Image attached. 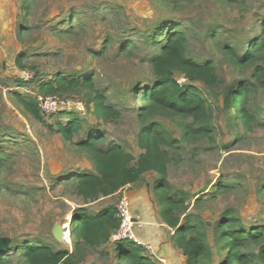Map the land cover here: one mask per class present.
Masks as SVG:
<instances>
[{
  "label": "rangeland",
  "instance_id": "1",
  "mask_svg": "<svg viewBox=\"0 0 264 264\" xmlns=\"http://www.w3.org/2000/svg\"><path fill=\"white\" fill-rule=\"evenodd\" d=\"M263 23L264 0H0V254L5 264H26L27 244L72 254L75 212L116 209L120 199L119 191L94 202L78 194V176L97 172L92 154L79 144L97 133L102 146L119 145L137 161L145 153L140 135L153 124L173 140L162 145L169 192L185 200L179 210L182 223L197 224L205 235V264H218L227 255L219 239L227 219L236 230L264 231V126H246L224 104L239 83L250 82L248 110L264 117V75L258 71L264 68V53L249 65L235 66L228 51L246 55L262 37ZM174 31L186 35L189 58L216 66V86L194 83L211 111L205 135H186L194 119L147 110L142 102L143 92L156 82L150 60ZM59 76L81 82L91 78L93 92L82 84L43 93L41 85ZM175 77L188 83L180 73ZM96 93L120 112L118 119L105 121L88 105L89 95ZM47 96L60 99L59 113L39 109L34 115L19 99L39 104ZM73 118L80 129L70 139L58 124L68 126ZM162 178L149 172L124 188L131 196L146 191L155 208L148 223L159 232L142 222L136 236L155 264H187L175 244L176 230L160 215L155 185ZM59 227L65 229L66 242L55 236ZM115 246L109 241L86 247L75 264H118ZM263 250V243H250L243 254L249 264H264Z\"/></svg>",
  "mask_w": 264,
  "mask_h": 264
},
{
  "label": "trees",
  "instance_id": "2",
  "mask_svg": "<svg viewBox=\"0 0 264 264\" xmlns=\"http://www.w3.org/2000/svg\"><path fill=\"white\" fill-rule=\"evenodd\" d=\"M263 35L253 42L246 55L241 56L236 50L229 48V54L235 66L249 65L254 57L264 53V23ZM159 34L155 35L156 39ZM186 35L181 31H174L165 39L159 52L150 60L151 67L156 76V82L148 87L142 96V102L147 110H169L176 115L194 119V125L186 128V135H205L210 132V107L208 100L202 95L200 89L194 84L202 82L206 86L214 87L218 84V74L213 62L199 63L186 54ZM260 77L264 75V68H259ZM182 74L188 83L182 84L175 74ZM86 84L93 92L92 79L84 82L68 80L62 76L53 82L42 84L41 90L46 94H55L67 86ZM253 86L250 82H241L232 89L224 99L228 112L236 113L242 117L246 126L256 124L264 126V117L253 115L248 110ZM26 110L39 115V106L33 99L19 98ZM106 99L100 93L90 94L88 105L95 107L94 112L105 121L116 120L120 112L107 106ZM195 124L198 129H195ZM59 131L72 138L80 129V122L73 118L68 126L58 124ZM140 145L145 151L137 161L119 145L108 147L101 145V137L95 133L87 141L79 145L92 154L96 173H83L78 176L77 191L86 201L94 202L100 197L115 195L122 188L136 184L149 172H157L163 178L155 185V196L161 209L163 222L171 229L176 230L175 244L187 258V264H205L209 247L197 224L182 223L179 216L180 208L185 204L184 198L172 195L166 178L167 153L162 145H170L173 140L162 131L159 125L153 124L144 128L140 135ZM119 219L114 208H106L97 214L90 213L86 208H80L74 214L71 236L76 240L75 250L55 251L42 244H27L22 253L26 264H62L68 262L75 264L77 258L86 247L98 248L110 241L112 233L119 227ZM220 242L227 255L218 264H249V258L243 254V249L250 243L264 244V231L255 229H234V222L230 218L220 225ZM115 257L118 264H155L146 249L141 244L131 240L122 241L115 246ZM264 255V250L262 251ZM0 264H5L0 254Z\"/></svg>",
  "mask_w": 264,
  "mask_h": 264
},
{
  "label": "built area",
  "instance_id": "3",
  "mask_svg": "<svg viewBox=\"0 0 264 264\" xmlns=\"http://www.w3.org/2000/svg\"><path fill=\"white\" fill-rule=\"evenodd\" d=\"M62 105L63 104H61L57 96H47L38 104L39 109L46 115H55L59 113L63 108L61 107ZM73 106L74 105L68 102L65 107L67 110H71ZM124 188L119 191L120 199L116 207L117 218L120 222L119 227L112 233L110 241L116 245L122 241L131 240L146 247L136 236V228H143L144 224L135 218L132 212L130 194L125 191Z\"/></svg>",
  "mask_w": 264,
  "mask_h": 264
},
{
  "label": "crops",
  "instance_id": "4",
  "mask_svg": "<svg viewBox=\"0 0 264 264\" xmlns=\"http://www.w3.org/2000/svg\"><path fill=\"white\" fill-rule=\"evenodd\" d=\"M130 197L132 211L135 218L143 223L145 222L146 226H151L149 228V231L159 232L157 228H152L154 226L153 223H148V221H150V218H152V214L155 212V208L152 203V198H150L149 194H147L144 190L135 191L132 193V196L130 195ZM159 226H162V224H160ZM64 242H66V240Z\"/></svg>",
  "mask_w": 264,
  "mask_h": 264
},
{
  "label": "water",
  "instance_id": "5",
  "mask_svg": "<svg viewBox=\"0 0 264 264\" xmlns=\"http://www.w3.org/2000/svg\"><path fill=\"white\" fill-rule=\"evenodd\" d=\"M55 236L56 238L61 241L64 242L65 241V237H64V228L59 227L55 230Z\"/></svg>",
  "mask_w": 264,
  "mask_h": 264
},
{
  "label": "bare ground",
  "instance_id": "6",
  "mask_svg": "<svg viewBox=\"0 0 264 264\" xmlns=\"http://www.w3.org/2000/svg\"><path fill=\"white\" fill-rule=\"evenodd\" d=\"M64 237H65V239H66L65 229H64Z\"/></svg>",
  "mask_w": 264,
  "mask_h": 264
}]
</instances>
